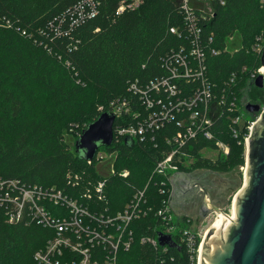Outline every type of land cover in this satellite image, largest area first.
Segmentation results:
<instances>
[{
  "label": "trees",
  "instance_id": "16d2710c",
  "mask_svg": "<svg viewBox=\"0 0 264 264\" xmlns=\"http://www.w3.org/2000/svg\"><path fill=\"white\" fill-rule=\"evenodd\" d=\"M94 1L95 13L90 15L87 0H0V179L62 187L70 172H78L85 182L102 178L94 162L87 163L74 151L69 131L78 135L111 101L132 97L130 81L162 72L159 57L176 41L168 27L179 25L177 4L143 0L138 8L116 15L119 0ZM213 10L205 32L212 34L214 47L221 51L207 57L210 78L222 81L236 72L232 90L241 102L264 104V87H256L250 78L262 64L264 0H224L223 5L214 0ZM257 42L261 51L254 49ZM243 125H232L234 136L220 124L216 138L229 145V152L218 153L213 161L200 153L205 141L188 147L194 161L183 170H215L236 163L235 153L243 149L246 134ZM165 131L155 135L157 144L123 138L99 147L116 149L115 168L129 170L125 179L107 180L112 212L123 208L134 188L144 187L154 161L168 151L162 141ZM158 179L154 177L147 188L155 207L161 199ZM151 223L152 216L130 223L133 243L119 252V264H153L159 257L157 250L139 242ZM49 235L34 222L9 223L1 214L0 264H38L33 254ZM171 241L168 253L175 256V264H196L194 255Z\"/></svg>",
  "mask_w": 264,
  "mask_h": 264
},
{
  "label": "built area",
  "instance_id": "2783aa9c",
  "mask_svg": "<svg viewBox=\"0 0 264 264\" xmlns=\"http://www.w3.org/2000/svg\"><path fill=\"white\" fill-rule=\"evenodd\" d=\"M172 1L179 7L180 21L179 25L168 27V33L176 41L159 57L162 72L144 81L138 78L130 81L128 89L132 97L113 100L103 110L119 119L113 123L112 141L128 138L157 144L155 135L166 130L162 141L169 149L154 161L144 187L134 188L123 208L112 212L105 193L107 180L110 176L125 179L129 170L115 168L116 149L99 148L93 159L87 161L94 162L103 175L96 181L85 182L78 172L68 173L62 187L27 185L17 178L0 179V215L9 223L34 222L50 232L44 246L33 254L38 264H119V252L128 251L133 243L130 223L147 216H152L153 223L139 242L159 252L153 264H175L168 245L159 243L158 233L175 239L195 256L198 264L206 232L201 235L193 230L190 219L178 212L172 201L171 180L176 173H185L183 169L190 167L194 154L188 147H197L201 140L205 143L200 147L205 148L200 152L213 147L217 154H228L229 145L216 138L220 124L236 136L232 125L242 122L246 130L243 143L247 147L250 129L264 104L259 112L251 113L250 119H243L241 112L247 102L239 104L232 90L236 72L229 73L222 81H213L209 76L207 57L221 51L214 47L213 36L205 32L204 26L214 14V0ZM216 1L224 4V0ZM87 2L92 15L96 3ZM142 2L119 0L115 14L134 10ZM254 49L262 50L260 42L255 43ZM257 75L264 81V63L250 72L253 81ZM156 176L161 195L157 207L147 198L148 185Z\"/></svg>",
  "mask_w": 264,
  "mask_h": 264
},
{
  "label": "water",
  "instance_id": "95a60500",
  "mask_svg": "<svg viewBox=\"0 0 264 264\" xmlns=\"http://www.w3.org/2000/svg\"><path fill=\"white\" fill-rule=\"evenodd\" d=\"M253 82L256 87H264L261 75ZM244 109L254 113L260 111V106L247 102ZM114 120L112 112H101L81 130L74 142V151L85 161L92 160L100 146L112 144ZM246 152L245 181L233 201L234 217L230 220L226 216L207 229L198 264H264V108L250 129ZM184 175V172L174 175L173 192L180 179L187 180L184 186H194L203 192L200 208L204 212L219 211L210 203L203 185L190 184ZM158 240L161 245L173 246L169 235L158 233Z\"/></svg>",
  "mask_w": 264,
  "mask_h": 264
},
{
  "label": "rangeland",
  "instance_id": "374dc122",
  "mask_svg": "<svg viewBox=\"0 0 264 264\" xmlns=\"http://www.w3.org/2000/svg\"><path fill=\"white\" fill-rule=\"evenodd\" d=\"M256 95L255 93L253 94ZM258 95V94H257ZM242 97L237 95V101L240 104ZM248 102V101H246ZM259 105V104H258ZM260 107L263 106L259 105ZM239 109V107L237 108ZM242 118L250 119L252 117L251 113L242 110L241 112ZM87 125V124H86ZM85 125V126H86ZM85 128V127H83ZM81 131L78 132V135ZM75 131H69L67 139L70 141V145L74 148V142L78 137ZM217 151L212 149H203L201 155L210 158V160H214ZM236 163H230L229 165L221 168L208 169L207 167L195 168L192 171H188L192 176L200 175L201 181L207 185H209L210 191L208 192V196L210 199V203L216 206L219 211H210L205 217H200L196 205L195 206H186L181 207L178 206V200H180V194L177 197L172 196V201L176 206L178 212L185 217L190 219L191 228L201 235H203L207 229L213 224L215 219L217 218L218 213H222L225 216H233V201L236 194L241 190L244 181H245V165H246V147L243 143V149L237 151L235 153ZM200 195H198V198ZM199 201V199H198ZM177 202V203H176ZM187 210V211H186Z\"/></svg>",
  "mask_w": 264,
  "mask_h": 264
},
{
  "label": "flooded vegetation",
  "instance_id": "af4514ba",
  "mask_svg": "<svg viewBox=\"0 0 264 264\" xmlns=\"http://www.w3.org/2000/svg\"><path fill=\"white\" fill-rule=\"evenodd\" d=\"M191 174L190 172H185L184 177H186L189 180L190 184H201L203 185L204 189L209 192L210 191V186L203 183L201 181V176L200 175H196V176H192L189 175ZM180 182H178L176 184V186L174 187V192L173 195L174 197H177L180 194L179 198L180 200H178V206L181 207L182 209H184L183 207L186 208V206H195L197 209V212L199 214L200 217H205L209 212H204L205 210L203 208H200L201 205V201H202V197H203V192L199 191L196 187L191 186V188H189L188 186H184L185 182H187V180L184 179H180ZM198 195H200L198 198ZM199 199V201H198ZM177 203V202H176ZM186 205V206H185ZM187 211V210H186Z\"/></svg>",
  "mask_w": 264,
  "mask_h": 264
},
{
  "label": "bare ground",
  "instance_id": "6f19581e",
  "mask_svg": "<svg viewBox=\"0 0 264 264\" xmlns=\"http://www.w3.org/2000/svg\"><path fill=\"white\" fill-rule=\"evenodd\" d=\"M232 204H233V203H232ZM232 208H233V207H232ZM224 217H226L224 214H222V213H218L217 218L215 219V221L213 222L212 225H214V224H218V223L221 221V219L224 218ZM233 217H234V213H233V216H230V217H229V219L231 220Z\"/></svg>",
  "mask_w": 264,
  "mask_h": 264
},
{
  "label": "clouds",
  "instance_id": "9594fccd",
  "mask_svg": "<svg viewBox=\"0 0 264 264\" xmlns=\"http://www.w3.org/2000/svg\"><path fill=\"white\" fill-rule=\"evenodd\" d=\"M82 155H85V153H83Z\"/></svg>",
  "mask_w": 264,
  "mask_h": 264
}]
</instances>
